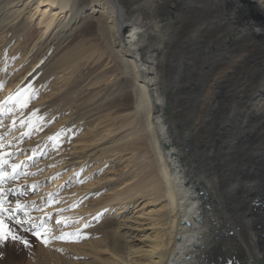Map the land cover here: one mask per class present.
<instances>
[{
	"label": "bare ground",
	"instance_id": "bare-ground-1",
	"mask_svg": "<svg viewBox=\"0 0 264 264\" xmlns=\"http://www.w3.org/2000/svg\"><path fill=\"white\" fill-rule=\"evenodd\" d=\"M23 31L25 69L61 51L64 70H100L81 105L133 108L153 155L96 214L114 229L99 264H264V0H0V47ZM14 180L0 193L13 208ZM28 215L6 219L30 246L8 241L0 264L31 263Z\"/></svg>",
	"mask_w": 264,
	"mask_h": 264
},
{
	"label": "rangeland",
	"instance_id": "rangeland-1",
	"mask_svg": "<svg viewBox=\"0 0 264 264\" xmlns=\"http://www.w3.org/2000/svg\"><path fill=\"white\" fill-rule=\"evenodd\" d=\"M25 33L0 47L1 141L11 150V164L18 166L15 180L11 179L18 201L29 212L26 218L32 229L35 225L33 230L48 241L32 235L25 262L99 264L104 242L114 236V229L110 215L96 214L118 190L136 181L127 182L132 169L146 156L144 162H151L153 155L142 125L132 115L133 108L118 114L108 103L101 109L81 105L87 94L103 87L100 70H83L82 63L64 70L61 51L42 61L40 69H25L28 54L24 52L31 41ZM50 66L55 68L45 75ZM95 76L99 77L94 80ZM87 82L93 83L86 87L89 93L83 92ZM79 114L76 122H69ZM138 124L139 137L134 135ZM227 132L244 134L235 127ZM154 172L148 168L136 171L138 179ZM61 236L65 238H57ZM208 239L205 247L212 236Z\"/></svg>",
	"mask_w": 264,
	"mask_h": 264
},
{
	"label": "snow or ice",
	"instance_id": "snow-or-ice-1",
	"mask_svg": "<svg viewBox=\"0 0 264 264\" xmlns=\"http://www.w3.org/2000/svg\"><path fill=\"white\" fill-rule=\"evenodd\" d=\"M5 154L0 153V193L4 191L2 185L10 179H15L16 177V168L18 167L15 164H9V161L4 158ZM8 166L13 169L12 173L8 174L5 173V166ZM11 191V189H9ZM6 198L0 196V245L6 244L8 241H11L13 243H21L24 245V247H29V241L21 234H18L16 231L13 230V228L7 224L5 221L11 220L13 215L16 213L22 212L23 207L20 204L19 201H17L16 206L13 208L11 205L5 206L4 200ZM7 213V216L4 214ZM28 223V221L21 220L20 218L16 219L17 225H23ZM59 223V221H57ZM35 228V225H33V229ZM33 229L24 228V231H31V234L35 236L37 239H40L42 242L47 243V238L39 231H35ZM58 239H64V236L57 237Z\"/></svg>",
	"mask_w": 264,
	"mask_h": 264
}]
</instances>
